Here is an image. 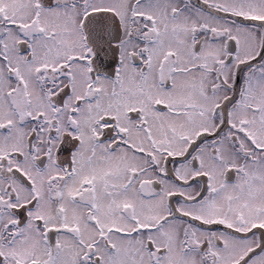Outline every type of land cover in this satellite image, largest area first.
Listing matches in <instances>:
<instances>
[{
  "label": "snow or ice",
  "instance_id": "snow-or-ice-1",
  "mask_svg": "<svg viewBox=\"0 0 264 264\" xmlns=\"http://www.w3.org/2000/svg\"><path fill=\"white\" fill-rule=\"evenodd\" d=\"M0 264H264V0H0Z\"/></svg>",
  "mask_w": 264,
  "mask_h": 264
}]
</instances>
